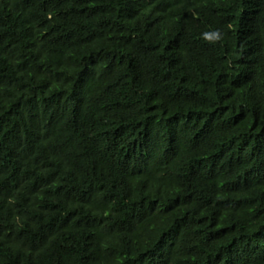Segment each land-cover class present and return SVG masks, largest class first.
Masks as SVG:
<instances>
[{
	"label": "trees",
	"instance_id": "trees-1",
	"mask_svg": "<svg viewBox=\"0 0 264 264\" xmlns=\"http://www.w3.org/2000/svg\"><path fill=\"white\" fill-rule=\"evenodd\" d=\"M0 264H264V0H0Z\"/></svg>",
	"mask_w": 264,
	"mask_h": 264
}]
</instances>
